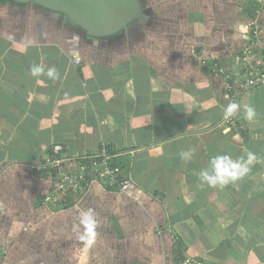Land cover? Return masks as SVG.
Listing matches in <instances>:
<instances>
[{
	"label": "crops",
	"instance_id": "1",
	"mask_svg": "<svg viewBox=\"0 0 264 264\" xmlns=\"http://www.w3.org/2000/svg\"><path fill=\"white\" fill-rule=\"evenodd\" d=\"M139 2L141 16L116 35L92 37L33 1H0V264H264V84L226 96L251 0ZM33 65L44 74L32 76ZM232 102L240 109L227 130ZM102 147L135 187L90 182L51 200L48 162ZM249 153L243 179L201 181L214 156ZM88 209L99 222L91 245L74 228Z\"/></svg>",
	"mask_w": 264,
	"mask_h": 264
},
{
	"label": "built area",
	"instance_id": "2",
	"mask_svg": "<svg viewBox=\"0 0 264 264\" xmlns=\"http://www.w3.org/2000/svg\"><path fill=\"white\" fill-rule=\"evenodd\" d=\"M264 14V0H251V18L243 31L244 43L239 55L240 73L234 75L226 87V96L233 101L236 95L250 86L264 84V31L259 17ZM215 72L223 73L225 69L213 63ZM224 129L235 125L232 118L221 122ZM55 154H61L65 148L55 144L51 147ZM48 167L56 170V181L50 190L49 198L63 202L71 197L83 184L97 182L105 187L127 191L135 187L133 180L121 167L111 160L105 147L99 152L89 154L85 160L71 164H62V159L55 156L48 162ZM178 264H197L191 258H184Z\"/></svg>",
	"mask_w": 264,
	"mask_h": 264
},
{
	"label": "water",
	"instance_id": "3",
	"mask_svg": "<svg viewBox=\"0 0 264 264\" xmlns=\"http://www.w3.org/2000/svg\"><path fill=\"white\" fill-rule=\"evenodd\" d=\"M15 3L33 1L45 9L65 14L92 37H112L125 24L141 15L139 0H0Z\"/></svg>",
	"mask_w": 264,
	"mask_h": 264
},
{
	"label": "clouds",
	"instance_id": "4",
	"mask_svg": "<svg viewBox=\"0 0 264 264\" xmlns=\"http://www.w3.org/2000/svg\"><path fill=\"white\" fill-rule=\"evenodd\" d=\"M237 31H242V28L237 27ZM10 40L14 39L13 36L8 37ZM45 70L39 65H33L30 68L32 76H40L44 74ZM46 75L48 78L55 80L59 77V72L56 68H48ZM240 109L238 103H229L224 111V118L229 119L235 116ZM244 113L249 121H252L256 116V110L251 105L244 106ZM181 159L187 161L191 160L194 156V150L183 151L180 153ZM256 159L252 153L248 154L247 160L232 159L229 155H217L211 158L209 161V167L204 169L200 173V179L202 182L207 183L210 187L219 186L223 188L229 183L236 182L243 179V177L249 173V165ZM98 220L96 213L93 209L81 211L79 213V224L74 225L75 230L80 232L79 239L84 241L86 245H91L97 235L96 229L98 227ZM82 227V231H80Z\"/></svg>",
	"mask_w": 264,
	"mask_h": 264
},
{
	"label": "trees",
	"instance_id": "5",
	"mask_svg": "<svg viewBox=\"0 0 264 264\" xmlns=\"http://www.w3.org/2000/svg\"><path fill=\"white\" fill-rule=\"evenodd\" d=\"M141 16V15H140ZM241 45V44H240Z\"/></svg>",
	"mask_w": 264,
	"mask_h": 264
},
{
	"label": "rangeland",
	"instance_id": "6",
	"mask_svg": "<svg viewBox=\"0 0 264 264\" xmlns=\"http://www.w3.org/2000/svg\"><path fill=\"white\" fill-rule=\"evenodd\" d=\"M101 258V257H100Z\"/></svg>",
	"mask_w": 264,
	"mask_h": 264
}]
</instances>
